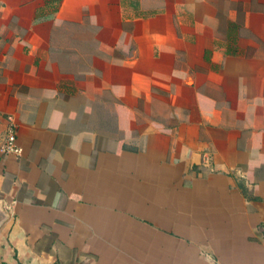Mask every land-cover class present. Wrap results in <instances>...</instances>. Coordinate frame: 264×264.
Returning <instances> with one entry per match:
<instances>
[{
  "label": "crops",
  "instance_id": "crops-1",
  "mask_svg": "<svg viewBox=\"0 0 264 264\" xmlns=\"http://www.w3.org/2000/svg\"><path fill=\"white\" fill-rule=\"evenodd\" d=\"M10 125L0 264H264V0H0Z\"/></svg>",
  "mask_w": 264,
  "mask_h": 264
},
{
  "label": "rangeland",
  "instance_id": "rangeland-1",
  "mask_svg": "<svg viewBox=\"0 0 264 264\" xmlns=\"http://www.w3.org/2000/svg\"><path fill=\"white\" fill-rule=\"evenodd\" d=\"M117 108V109H116ZM118 111H116V110ZM105 110V106L103 102L101 101H96L95 106L93 108V111L95 112V117L92 119L95 121V124L93 127L97 129L99 135L103 137L104 135L108 136L111 135L113 138V143L116 144L114 141V138L119 137L122 142H125L127 144V147L133 146L134 144L137 143L135 136L133 133H130L129 131H124V126L126 122V118L124 116V110L123 108L121 109L122 112V122H119V106L115 104L113 106V113L112 116H102L103 112H107L108 110ZM126 127V126H125ZM120 142V141H116ZM118 144V143H117ZM120 145V143H119ZM131 148V147H130Z\"/></svg>",
  "mask_w": 264,
  "mask_h": 264
},
{
  "label": "built area",
  "instance_id": "built-area-1",
  "mask_svg": "<svg viewBox=\"0 0 264 264\" xmlns=\"http://www.w3.org/2000/svg\"><path fill=\"white\" fill-rule=\"evenodd\" d=\"M0 153L3 155H21V148L16 144V133L12 125L6 130V135L0 144Z\"/></svg>",
  "mask_w": 264,
  "mask_h": 264
}]
</instances>
